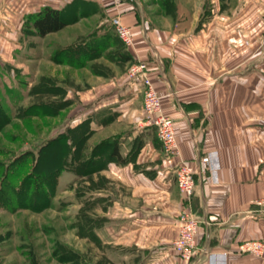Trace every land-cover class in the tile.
I'll use <instances>...</instances> for the list:
<instances>
[{
	"label": "crops",
	"instance_id": "obj_1",
	"mask_svg": "<svg viewBox=\"0 0 264 264\" xmlns=\"http://www.w3.org/2000/svg\"><path fill=\"white\" fill-rule=\"evenodd\" d=\"M78 2L99 13L74 25L93 21L100 28L117 17L130 28L128 52L148 63L180 150L168 157L144 126L141 84L122 76L88 89L71 127L87 121L88 158L112 140L121 159L106 149L105 167L84 181L91 184L88 209L99 217L92 240L145 254L133 259L138 264H184L173 243L185 206L200 221L191 264H264V257L233 253L242 241H264V215L251 213L264 197V0H173L172 12L146 19L127 0H0V38L17 39L21 50L29 15ZM209 154L212 162L202 163ZM180 161L194 170L188 204L176 185Z\"/></svg>",
	"mask_w": 264,
	"mask_h": 264
},
{
	"label": "rangeland",
	"instance_id": "obj_2",
	"mask_svg": "<svg viewBox=\"0 0 264 264\" xmlns=\"http://www.w3.org/2000/svg\"><path fill=\"white\" fill-rule=\"evenodd\" d=\"M133 1L140 19L165 14L167 0ZM72 25L49 37L26 35L21 50L17 39L0 38V264H138L133 259L145 256L106 249L92 240L99 217L86 201L91 184L84 181L90 176L72 170L79 161H71L69 150L82 130L71 125L84 108L88 89L126 78L129 64L112 61L114 47L85 61L96 52L89 45L100 38H92L98 25ZM107 25L106 31L115 35L111 21ZM71 45L81 50L74 56L76 65H82L53 58ZM87 146L86 141L74 148L80 154ZM45 201L49 205L39 208Z\"/></svg>",
	"mask_w": 264,
	"mask_h": 264
},
{
	"label": "built area",
	"instance_id": "obj_3",
	"mask_svg": "<svg viewBox=\"0 0 264 264\" xmlns=\"http://www.w3.org/2000/svg\"><path fill=\"white\" fill-rule=\"evenodd\" d=\"M113 28L125 48L128 50L133 45V36L128 26L123 24L119 18L111 20ZM151 69L146 61H135L131 63L126 72V80L131 83H139L142 86V111L144 115V126L153 128L157 140L160 142L165 154L170 158L180 156L179 145L176 140L174 121L166 115L161 106L162 97L155 89L150 78ZM212 154L201 158L202 163H211ZM177 189L188 204L194 192V170L186 162L180 161L175 170ZM251 213L264 215V198L255 200ZM200 227L198 217L185 206L177 217L178 236L173 243V248L184 262L191 264L193 255L197 248L196 236ZM233 253L239 255H252L264 257V241L249 240L240 242ZM194 264V263H193Z\"/></svg>",
	"mask_w": 264,
	"mask_h": 264
},
{
	"label": "trees",
	"instance_id": "obj_4",
	"mask_svg": "<svg viewBox=\"0 0 264 264\" xmlns=\"http://www.w3.org/2000/svg\"><path fill=\"white\" fill-rule=\"evenodd\" d=\"M130 1L131 3L134 4L133 0H127ZM81 3H74L70 5L73 9L68 8V10H59V9H53L51 7H43L40 10H38L36 13L29 15L23 26L22 29L26 31L27 35L34 36L37 38H44L46 35L51 34V33H56L65 27L72 25L76 23L79 19L83 17H88L91 14L99 13V10L97 9V6L95 4H91L90 7H84L80 5ZM167 6V7H166ZM166 6L164 5L163 11L165 12H170V10L173 11L174 5L171 0H167ZM166 7V8H165ZM168 10V11H166ZM65 11L68 16H66ZM109 25L103 24L98 28L97 31L94 34H92V38H98L99 40L94 41V44L89 45L90 47L96 49L94 52H89L87 56H85V61H91L94 58L101 57L103 55L104 49L105 48H113L112 52L109 53V56H111L112 61L115 63H123V64H131L135 62L133 58L130 56L128 50L125 48L121 40L118 38L117 34L113 35L110 32V28L106 31L107 27ZM111 26V25H110ZM112 27V26H111ZM113 28V27H112ZM100 29V30H99ZM101 30H103L101 32ZM114 30V29H113ZM105 31V32H104ZM101 33V34H100ZM104 43L103 46H101ZM80 52L81 50H78L75 45H71L67 48L60 49V52H55L53 55V58L55 61L60 64L62 62L66 63L69 66H75V52ZM82 51H86L82 49ZM115 56V58H114ZM84 62H79L77 63L76 66L82 65ZM77 129L82 130L80 135H75L72 139V144L71 146L73 147L72 149L69 150V158L71 159L72 162L75 160L79 161V164H75L76 166L72 168V170L77 171L79 176L81 177H86L89 176L91 173H94L101 168L105 167L104 163L100 162V154L101 152H104L106 149L110 150V153L108 157L111 159H116L118 162L121 161L118 151H117V144L113 142L112 140H105L101 144H99L96 149L94 150L91 158L87 157V154L85 152H82L80 154L77 153L76 147L77 145L79 146L80 143H85L86 142V137L90 134L87 121L82 122L77 126ZM73 130L72 128H68V131ZM77 138V139H76ZM87 157V158H86ZM65 161V160H64ZM67 168L71 167V163L67 161ZM71 169V168H69ZM74 171V172H75ZM77 174V173H76ZM77 174V175H78ZM37 202V199H34V202ZM38 203V202H37ZM38 205V204H37ZM49 203L47 201L41 202L38 207H46L48 206ZM37 207V206H34ZM77 257V254H75Z\"/></svg>",
	"mask_w": 264,
	"mask_h": 264
}]
</instances>
